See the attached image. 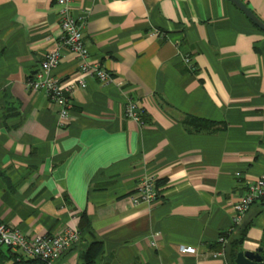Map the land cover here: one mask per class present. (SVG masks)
I'll list each match as a JSON object with an SVG mask.
<instances>
[{
    "label": "crops",
    "instance_id": "1",
    "mask_svg": "<svg viewBox=\"0 0 264 264\" xmlns=\"http://www.w3.org/2000/svg\"><path fill=\"white\" fill-rule=\"evenodd\" d=\"M241 1L264 23V0ZM70 5L111 83L73 89L59 125L45 94L23 88L56 45L59 7L0 0V223L28 239L76 229L65 264L92 244L90 264H227L217 238L244 182L264 173V32L228 0ZM78 64L61 50L50 73L67 83ZM147 174L158 198L132 204ZM238 226L240 249L264 250V198Z\"/></svg>",
    "mask_w": 264,
    "mask_h": 264
},
{
    "label": "built area",
    "instance_id": "2",
    "mask_svg": "<svg viewBox=\"0 0 264 264\" xmlns=\"http://www.w3.org/2000/svg\"><path fill=\"white\" fill-rule=\"evenodd\" d=\"M58 5L57 24L60 35L52 50L44 53L33 74L23 83V88L29 91L41 90L47 100L57 107V124H63L72 108L71 92L75 88H84L86 79L93 78L100 84L111 83L110 73L101 68L97 63L88 60L87 50L81 37L82 19L74 17L70 0H55ZM61 50L70 52L78 59V69L75 78L67 83L53 76L50 71L54 68L61 56ZM185 62L188 61L184 57ZM141 111L134 103L126 101L124 115L141 124ZM155 177L151 174L143 175L137 182L129 199L132 204L143 202L151 204L158 198L155 188ZM264 197V173L252 180L244 182V192L237 196L231 204V231L238 226L248 207L257 199ZM221 233L217 241L221 245L218 252L223 255V247L227 242L225 235L230 231ZM76 229L64 228L62 231L33 238H26L17 228L0 223V247H8L11 251H18L23 256L39 260L43 264H65L63 257L69 247L78 240ZM179 251L193 252L191 247H180Z\"/></svg>",
    "mask_w": 264,
    "mask_h": 264
},
{
    "label": "trees",
    "instance_id": "3",
    "mask_svg": "<svg viewBox=\"0 0 264 264\" xmlns=\"http://www.w3.org/2000/svg\"><path fill=\"white\" fill-rule=\"evenodd\" d=\"M141 115V114H140ZM264 198V197H263ZM244 227L238 226L235 234L227 236V243L224 245V255L227 264H234L233 258L235 252L240 248V243L244 237ZM219 245V244H218ZM92 246H89L86 252L82 255L83 264H90L93 258ZM96 246V245H95ZM0 264H43L39 260L32 259L18 252L11 251L8 247L0 248Z\"/></svg>",
    "mask_w": 264,
    "mask_h": 264
},
{
    "label": "water",
    "instance_id": "4",
    "mask_svg": "<svg viewBox=\"0 0 264 264\" xmlns=\"http://www.w3.org/2000/svg\"><path fill=\"white\" fill-rule=\"evenodd\" d=\"M233 4L254 26L264 32V23L259 20L241 0H228ZM234 264H264V250L256 248L254 250L238 249L233 258Z\"/></svg>",
    "mask_w": 264,
    "mask_h": 264
}]
</instances>
